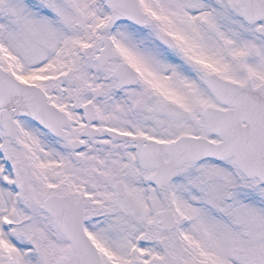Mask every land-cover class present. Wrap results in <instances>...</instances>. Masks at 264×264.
I'll return each instance as SVG.
<instances>
[{"label": "snow or ice", "instance_id": "obj_1", "mask_svg": "<svg viewBox=\"0 0 264 264\" xmlns=\"http://www.w3.org/2000/svg\"><path fill=\"white\" fill-rule=\"evenodd\" d=\"M0 264H264V0H0Z\"/></svg>", "mask_w": 264, "mask_h": 264}]
</instances>
